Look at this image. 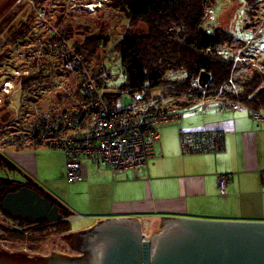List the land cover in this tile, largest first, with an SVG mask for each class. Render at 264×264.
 I'll use <instances>...</instances> for the list:
<instances>
[{
    "label": "crops",
    "instance_id": "0c3cea01",
    "mask_svg": "<svg viewBox=\"0 0 264 264\" xmlns=\"http://www.w3.org/2000/svg\"><path fill=\"white\" fill-rule=\"evenodd\" d=\"M16 28H10V33L16 34ZM11 39L17 40L8 36V41L12 42ZM11 42L6 41L10 48ZM194 105L200 114L182 110L178 122L160 128L155 155L148 159L142 171L111 170L90 159H80V178L70 184L72 196L65 195L60 201L56 198L70 211L69 215L91 220L85 230L75 234H82V239L86 232L106 219L137 220L147 234L152 231L149 223L154 216L258 219L243 216L237 210L248 200L264 199V192L257 190L260 185L263 187L264 112H258L261 118H255L243 105L237 109L221 108L205 99ZM180 129L217 134L220 147L207 152L184 153ZM39 149H45V154H39ZM6 153L12 155L16 168L24 170L32 184L43 179L39 164L51 180L64 177L65 157L60 150H51L45 144H31L13 146ZM221 174L228 176L223 191L218 185ZM251 188L255 193L239 191Z\"/></svg>",
    "mask_w": 264,
    "mask_h": 264
},
{
    "label": "trees",
    "instance_id": "16d2710c",
    "mask_svg": "<svg viewBox=\"0 0 264 264\" xmlns=\"http://www.w3.org/2000/svg\"><path fill=\"white\" fill-rule=\"evenodd\" d=\"M243 1L250 6V9H255L256 4L264 0ZM35 2L38 3V0ZM214 5L215 0H110L105 6L111 10L120 11L127 19L126 30L113 47L117 52V58L120 60L125 76L124 84L119 89L129 93L142 89L147 101L151 98L152 89L166 86L178 95L195 94L198 100L219 99L239 103L253 111L264 112V70H255L250 77L245 76L238 79L235 76L238 64L243 59L247 60V64H249V61L254 60L255 57L263 55L261 66L264 67V51H259L261 53L258 52L259 54L254 55L255 52L248 49L247 39H239L235 34L220 27L211 28L207 21L210 20L209 10H214ZM250 9V14H252ZM65 12L63 6L60 13H56L53 24L59 29L62 36L70 41L73 34L72 24H76L78 28L83 26L86 28L84 18L87 17L82 13L70 14ZM34 22L33 14L27 15V18L20 22V26H17L16 36H14L16 38L20 34L24 36ZM89 28L78 31L81 33L78 36L81 41H77L75 38L71 42L79 52L84 54L87 61H91L95 56L98 57L96 53L100 48L103 47L102 49H104L109 44L108 37H101L99 33L92 34ZM15 42L16 40H13L11 43L14 45ZM262 42L264 40H259L257 45ZM244 46H246V50H242ZM8 47L7 49L10 50V46ZM8 50L5 54H1V58L8 54ZM255 50L257 52V47ZM40 65L44 67L33 70L38 72L24 75L19 81H16L15 87L19 88L18 92L23 103L26 99L29 102L37 99L36 95L33 94L35 97L32 96L31 92L28 93L27 90L34 83L40 84L45 68H54L52 61ZM40 65L37 64V66ZM58 70L60 69L58 68ZM202 70L210 74V80L205 86H201L196 81ZM177 71L185 72L186 76L181 80H170L167 77L169 72ZM54 72L58 73L57 70ZM146 82L147 86L145 85ZM65 88L66 90L57 93L58 99H72L75 102L77 90L68 86ZM74 102L60 109H56V106H50L45 109L39 108V111L47 114L54 110H67L74 105ZM12 103L7 104L6 102L5 107L0 112L1 139L8 134L6 130L8 128H5L7 124L13 125V128H9L11 129L9 134L16 132L22 128V123L27 115L15 117L14 111L9 108ZM183 105L188 104L184 103ZM172 106L180 109L177 105ZM26 139L31 138L27 136ZM5 144H0V148ZM0 164L4 165V156L1 154ZM0 179L3 184V178ZM14 183L15 180L10 186L13 189L18 188L19 186ZM6 187L9 188L7 185ZM45 196L47 197V195ZM51 200L54 204H58L59 211L63 215L62 220L69 216L70 211L63 204L53 196ZM1 210L2 213L7 214L3 208ZM14 219L16 225L12 227L15 234L13 236L18 241L31 237V232L38 234L41 231L38 227L44 229L55 227L54 230H57L61 221V219L56 222L31 220L23 216ZM37 225L40 226L37 227ZM3 228L2 225L1 229ZM59 231L62 232V230Z\"/></svg>",
    "mask_w": 264,
    "mask_h": 264
},
{
    "label": "rangeland",
    "instance_id": "374dc122",
    "mask_svg": "<svg viewBox=\"0 0 264 264\" xmlns=\"http://www.w3.org/2000/svg\"><path fill=\"white\" fill-rule=\"evenodd\" d=\"M67 3L69 4L68 0H38V3L35 2V0H0V86L3 81L10 77L13 69L25 68L29 70L28 72L31 74L33 72H38L33 71L38 67H44L40 64L52 61V64L54 65L53 69L45 68L46 70L44 69L43 73L41 72L43 80L40 81V84L34 83L27 90L28 93L31 92L30 94H32V96L36 95L37 99L30 102L26 99L23 103L18 92L19 88L13 87L9 90L8 94L4 95V98L0 103V112L5 107L6 102L8 104L14 101V103H12L14 106L10 104L9 108L11 111H14L15 117L27 114L26 117L29 118L37 112H40L39 108L45 109L50 106H56V109H60L61 107H66L74 102L72 99H60V101L57 97V93H61L63 90H66L65 87L67 86L72 89L76 88L75 74H68L66 71L64 72L63 69L58 70L60 65L62 66L63 64L62 59L58 60L47 56L44 60L33 62L27 57L28 52H23L26 47H30L28 44L29 41L34 42L38 39V41L42 44L47 45L46 38L48 28L46 25L48 24L46 22L48 21V23L53 26V21L56 19V13H60L62 7H66ZM249 9L250 6H248L243 0H215L214 10L212 9L213 13L210 20L207 22L210 23L211 28L220 27L226 29L232 34H235L239 39H247L246 44H248V49L253 50L255 52L254 55H256L261 53H258L255 50L256 47L259 48L260 46V44L257 45V42L259 40H264V1H259L256 4L255 9H250L252 14H250ZM42 11L44 12V17ZM65 11L70 14H84V16L87 17L84 18V22L87 25L86 28L88 29V27H90L89 29L92 31V34L99 33L101 34V37H108L109 44L106 45L104 49H102L103 47L100 48V50L96 53L98 57L95 56L92 60V65L97 64L95 61H104V63L115 75V78L110 80L109 85L114 88H120L124 84L125 76L122 72L120 60L117 58V52L113 49V47L126 30V17L120 11L114 9L111 10L105 5L93 12L84 11L83 13V10L73 11L68 7L65 8ZM31 14H33L35 22L31 24L27 34L23 37L18 36L16 40L17 44H14L10 50H8L9 47L8 44H6V41L11 42L8 41V36L15 37V34L13 35V33H10V28L15 29L17 26H20V22H23L27 18V15ZM44 20H46V22H44ZM36 23H39L40 25L38 29H34L36 27ZM50 25L48 26L50 27ZM83 27H81V29L78 28L76 24H72L73 34L70 43L73 42L75 38L77 41H81V38L78 37L81 33L78 31H84L86 28ZM246 46H244L242 50H246ZM5 49L8 50V54L1 58V54L6 53ZM15 50H18V52H21L24 56H18L20 54L15 53ZM262 56L263 55L257 56L258 58L255 57L254 60L249 61V64H247V60H241V63L238 64V70L235 73V76L238 79L242 77L244 78L245 76L250 77L255 70H264V67L261 66ZM37 64L40 66H37ZM55 70H57L58 73L54 72ZM185 76L186 73L183 71L169 72L167 75L170 80H181ZM21 77L22 76H18L17 79H21ZM59 84L60 87L57 88L56 86ZM125 97L126 95L122 96L123 101L128 100V98ZM199 101L200 100H198L195 94L184 93L178 95L174 91H171L168 87L162 86L152 89L151 98L146 101V105L154 107L159 106L160 108H165V106L173 107L172 105H177L180 107V109H177L178 112L182 113L183 110V112L186 113L192 111L200 114L194 105ZM190 102L191 104H189ZM184 103L188 105H183ZM5 128H8L6 129L8 134L2 139L0 138V144L6 143L7 145H2L0 148V154L4 156V160L6 159L11 161V163L16 164L12 155L6 153V151L13 149V146L8 144L9 141L5 139L9 136V132L11 130L9 128H13V125L9 123V125L7 124ZM37 152H39V154H45V149H39ZM39 168L41 170L40 177L43 179L39 181L36 180L38 182L35 183V185L40 189L41 193H48L50 196L57 198L59 201L65 195L72 196L70 184H72L73 181H68L65 176L63 178H55L54 180H51L49 174L46 173L45 168L41 164H39ZM0 176H5L9 179L22 182L25 181V179L27 180L26 175H24V170H21L19 166L12 169L5 163L4 165L0 164ZM33 179L36 178L33 177ZM260 187L262 189L259 188L257 190L263 193L264 188L261 185ZM239 191L245 193H255L256 190L251 188L250 190L243 189ZM257 200H248L246 204L238 206L239 209L237 211H240L243 216L258 218L249 220L264 221V199L259 201ZM235 208L237 207L235 206ZM4 222H7L6 218L0 215V224H5ZM90 222V219L83 220L82 216L69 215L68 217H64L63 220L61 219L59 222V229L57 230H54L56 229L55 227L44 229L43 227H38L40 225H37L38 229L41 230L38 234L31 232V238L29 240L25 238L18 241V239L13 237L12 239L14 241L11 243L5 240V235L0 230V264H58V262L62 260V253H68L69 236L66 234L81 232L90 225ZM59 230H62L64 235H60L59 233L61 232Z\"/></svg>",
    "mask_w": 264,
    "mask_h": 264
},
{
    "label": "built area",
    "instance_id": "2783aa9c",
    "mask_svg": "<svg viewBox=\"0 0 264 264\" xmlns=\"http://www.w3.org/2000/svg\"><path fill=\"white\" fill-rule=\"evenodd\" d=\"M109 1L68 0L69 4L67 3L65 8L93 12ZM212 13V10H209V18ZM46 23L50 25L48 21ZM48 25L47 45L38 39L29 41L30 47H26L23 52H28L27 57L32 61H40L47 56L62 59L63 64L59 69L68 74H75L76 101L67 110H54L47 114L37 112L29 118L26 117L22 128L5 138L9 141L8 144L15 147L45 144L51 150H61L65 157L64 176L68 181L80 178L81 158L90 159L95 164L107 166L111 170H144L148 159L155 155L160 128L179 121L182 113L178 112L176 107L146 105L142 89L129 93L110 86V80L115 78V75L104 61H95L97 64L92 65L93 58L87 61L84 54L64 38L56 26ZM35 26L34 29L40 27L39 23ZM263 48L264 42L260 43L257 52L264 50ZM15 53H19L20 57L24 56L18 50H15ZM28 71L25 68L13 69L10 77L0 86V103L4 95L16 86L18 76L27 75ZM196 81L199 82L198 78ZM145 85L147 86V82ZM59 87L60 84L57 88ZM123 95H126L127 101H123ZM210 100L221 108L241 107V104L235 102ZM251 112L255 118H261L257 111ZM179 133L184 153L207 152L220 147L217 134L183 129H180ZM27 136L31 139H26ZM262 179L264 187V174ZM227 181V175L219 176L218 185L222 191Z\"/></svg>",
    "mask_w": 264,
    "mask_h": 264
},
{
    "label": "water",
    "instance_id": "95a60500",
    "mask_svg": "<svg viewBox=\"0 0 264 264\" xmlns=\"http://www.w3.org/2000/svg\"><path fill=\"white\" fill-rule=\"evenodd\" d=\"M209 80L210 74L202 70L199 84L205 86ZM4 163L16 168L9 160L5 159ZM2 207L15 217L31 220L56 222L62 218L58 204L28 186L7 193ZM101 222L89 231L101 232L105 238L108 232L122 231L119 238L104 241L105 264H264V221L154 216L149 223L152 228L149 234L160 231L149 240L141 235L137 220L106 219ZM132 229L137 234L136 243L123 236L125 231Z\"/></svg>",
    "mask_w": 264,
    "mask_h": 264
},
{
    "label": "flooded vegetation",
    "instance_id": "af4514ba",
    "mask_svg": "<svg viewBox=\"0 0 264 264\" xmlns=\"http://www.w3.org/2000/svg\"><path fill=\"white\" fill-rule=\"evenodd\" d=\"M1 178V176H0ZM3 178V184L0 181V215H2L3 217L6 218L7 222H4L5 224H0V230L1 232L5 235V240L9 241V243H11L12 241H14L12 238L14 237L13 235L14 232L12 230V227H15L16 225V221L14 218H17L15 216H13L11 213L7 212V214L5 213H1L2 210V199L3 197L9 193V192H15L17 191L20 187L22 186H28L30 188L39 190L40 189L33 183H31L30 181H27L25 179V181H23L24 183L26 182V184H24L22 181H16L15 180V185L19 186L18 188H14L10 186V183L7 182V179H9L8 177H2ZM1 180V179H0ZM13 181V179H12ZM9 186V188L6 187ZM11 187V188H10ZM41 193V191H40ZM44 197H46L45 195H47V197L50 199H52V196H48V193H41ZM63 216V215H62ZM22 217V216H20ZM24 217V216H23ZM4 226L3 229H1V226ZM160 230H158L155 233L152 234H147L145 232L142 231L141 235L144 234L145 239H152L154 235H156ZM110 233V234H109ZM60 235H64L62 232L59 233ZM107 235L108 237L105 238L104 234H101V232L97 231H88L86 232L85 235H83L84 237L81 239V235L78 236L75 233H70V234H66L69 236V240H68V253L64 254L62 253L63 257L62 260H60V262H58V264H105L104 262V256L106 251H104V248L106 247L104 244L108 238H119L120 235L122 234V231H113V232H108ZM125 239L128 241L130 240L132 243H136L137 242V237H136V233L134 231V229L130 230V231H125L123 233ZM87 235V236H86ZM103 235V236H102ZM141 235L139 237V240L141 242ZM139 236V234H138ZM152 237V238H151ZM31 237L29 236L28 238H26L27 240H29ZM153 246V245H152ZM61 257V256H60ZM27 264V263H25Z\"/></svg>",
    "mask_w": 264,
    "mask_h": 264
}]
</instances>
